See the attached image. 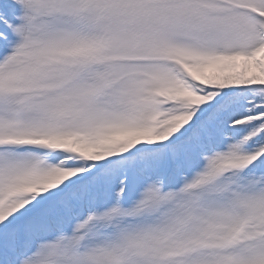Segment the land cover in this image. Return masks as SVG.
<instances>
[{
	"label": "snow or ice",
	"instance_id": "snow-or-ice-1",
	"mask_svg": "<svg viewBox=\"0 0 264 264\" xmlns=\"http://www.w3.org/2000/svg\"><path fill=\"white\" fill-rule=\"evenodd\" d=\"M0 264H264V0H0Z\"/></svg>",
	"mask_w": 264,
	"mask_h": 264
}]
</instances>
